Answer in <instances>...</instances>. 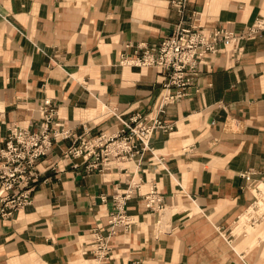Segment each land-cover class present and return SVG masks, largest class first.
Segmentation results:
<instances>
[{"label":"crops","instance_id":"crops-1","mask_svg":"<svg viewBox=\"0 0 264 264\" xmlns=\"http://www.w3.org/2000/svg\"><path fill=\"white\" fill-rule=\"evenodd\" d=\"M259 17L264 0H186L182 13L171 0H0V147L11 127L40 129L45 99L75 135H111L133 116L170 127L102 170L67 153L71 139H53L31 203L0 216V264L86 263L92 229L129 185L134 224L112 237L106 264H264L263 216L251 232L232 230L257 199L240 173L264 183V31L207 54L190 94L161 113L164 76L126 62L178 23L240 35ZM150 183L159 212L142 200Z\"/></svg>","mask_w":264,"mask_h":264},{"label":"built area","instance_id":"built-area-1","mask_svg":"<svg viewBox=\"0 0 264 264\" xmlns=\"http://www.w3.org/2000/svg\"><path fill=\"white\" fill-rule=\"evenodd\" d=\"M186 0H171L179 13L185 8ZM264 31V17L257 18L240 35H235L223 27L205 30L200 26L178 23L173 31L157 45L143 47L135 59L124 60L136 66H152L163 76V93L157 113L165 106L187 97L189 88L196 82L203 58L207 54H216L221 48L233 47L237 39L251 37ZM235 51L236 49L233 48ZM38 111L42 125L37 131L22 127H11L0 147V216L7 217L25 205L31 203V193L35 180L39 177L37 165L51 148L56 138L71 139L72 145L67 153L72 157H82L88 171L102 170L116 160L131 159L136 153L145 150L157 129L169 131L157 115L153 117L133 116L127 120L120 119L122 127L114 134L99 133L90 136L88 132L75 135L61 123L55 122L56 108L50 99L40 104ZM78 143V145H74ZM253 171L240 173L243 180L241 189L258 184L252 178ZM132 187L113 196V210L109 212L104 228L96 227L91 231L90 243L83 249L85 264H106L112 256L110 241L118 231H128L134 224L127 215L125 206L131 197ZM142 200L146 209L159 212L163 209V196L154 183L148 185ZM263 214L251 216L250 223H255Z\"/></svg>","mask_w":264,"mask_h":264},{"label":"bare ground","instance_id":"bare-ground-1","mask_svg":"<svg viewBox=\"0 0 264 264\" xmlns=\"http://www.w3.org/2000/svg\"><path fill=\"white\" fill-rule=\"evenodd\" d=\"M228 48H233V47H228ZM143 67H152V66H143ZM171 104V103H170ZM111 159L113 158H110V161ZM41 161V160H40ZM39 161V162H40ZM39 164V163H38ZM37 168H38V165H37ZM39 170V169H38ZM256 194L260 196L261 200L264 202V183H261V185H259L257 188H256ZM260 207V206H259ZM260 211H257V213H259ZM254 214H256V210L255 211H249V209H247V211L243 214V217L241 219H239L240 221L243 219V218H248L250 216H253ZM236 221L233 225V235L234 236H237L239 235V233H241L240 230H242L243 228L246 229L248 232H251L254 230V226L251 225V224H247V226H242L240 225V221ZM259 229V228H258ZM240 231V232H239ZM260 231V230H259ZM258 240H264V234H261L258 238ZM84 261V260H83ZM86 263H88L89 261H84Z\"/></svg>","mask_w":264,"mask_h":264},{"label":"rangeland","instance_id":"rangeland-1","mask_svg":"<svg viewBox=\"0 0 264 264\" xmlns=\"http://www.w3.org/2000/svg\"><path fill=\"white\" fill-rule=\"evenodd\" d=\"M260 206V207H259ZM256 210V214H263V218H264V202L261 200V198H260V196L259 195H257V199L252 203V207L251 208H249V211H255ZM257 211H260L259 213H257ZM255 215V214H254ZM253 215V216H254ZM251 220V216L250 217H248V218H243L241 221H240V225H242V226H247V224H251V225H253L254 227L255 226H257L256 225V223L254 224H252V223H248V221H250ZM263 220V219H262ZM261 220V221H262ZM233 230V229H232ZM241 231V233L242 232H244V231H247L246 229H242V230H240ZM239 231V232H240ZM241 233H239V234H241ZM78 264V263H77ZM85 264V263H84Z\"/></svg>","mask_w":264,"mask_h":264}]
</instances>
